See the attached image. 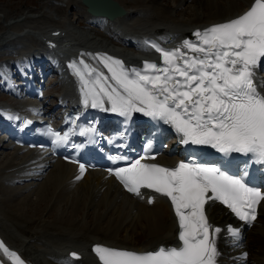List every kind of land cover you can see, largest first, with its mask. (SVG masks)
I'll use <instances>...</instances> for the list:
<instances>
[{
	"label": "bare ground",
	"instance_id": "1",
	"mask_svg": "<svg viewBox=\"0 0 264 264\" xmlns=\"http://www.w3.org/2000/svg\"><path fill=\"white\" fill-rule=\"evenodd\" d=\"M114 1L124 10V15L109 20L90 15L79 0H48V5L49 2H55L51 4L55 11H61L64 5L73 8L77 12V17L72 18L76 24L82 28L84 26L80 30L71 23H65L63 18L60 22L69 38L65 40L64 45L71 44V47L66 52L59 51L54 55L45 53L39 43H35L33 50H27L25 47V43H28L34 34L42 32V35H45L60 26L55 25L48 31L49 24H37V27L31 24L41 18L51 19L49 11L31 10L13 15L0 9V22L7 18L5 26L0 27V67L11 68L8 74L13 76L14 73L18 82L13 88L9 85L3 89L13 97L7 101L11 102L9 106L11 111H6L7 105L1 103L3 106L1 112L8 114L34 109L57 116V112L60 113L62 109L77 108V100L82 104L80 110L86 109L81 81L62 73L59 67L63 64L76 63L82 68L79 62L83 60L85 64L104 75H110L96 58L98 55L118 59L129 70L142 67L145 61L159 63L161 59H157L158 52L150 51H144L143 56H137L133 51L136 47L126 40L114 42L111 38L105 39L102 36L108 34L117 38L114 30L120 35L126 33L139 34L140 37L156 35L166 44L163 46L165 50H172L180 46L184 39L194 40L192 34L195 31L238 17L254 2V0ZM101 25L106 29L112 26L114 30L107 32L100 28ZM17 40L20 42L19 45L24 42V50L20 53L13 52ZM129 46L131 48L128 49ZM17 54H21L19 58L24 63L31 55L39 54L43 58V68L47 67L49 70L31 71L28 67L25 76L32 79L42 90L44 84L40 79L45 75L56 76L53 85L58 86V92L49 94L43 90L42 100L24 102L17 95L23 91L19 71L15 70ZM134 57L139 59L133 60ZM5 79L8 81L9 76L6 75ZM254 81L258 90L264 94V74L262 77L256 76ZM23 84L31 85L30 82ZM105 105L110 106L107 101ZM176 140L179 141L180 136L170 144ZM177 157L178 153L174 148L157 158L156 162L173 164ZM75 173L72 164L54 158L48 153L40 154L14 148L0 136V241L10 251L16 252L25 264H101L92 251L97 245L136 253L154 251L161 246L179 245L178 223L174 210L165 197L157 195L154 203L148 205L145 200L139 201L131 197L112 177L105 178L100 171H88L83 179L73 182L70 178ZM258 211L255 222L259 220L264 223V201L261 202ZM207 213L210 220L216 224L232 221L226 210L215 203L207 204ZM258 232V242L256 241V245L251 249L249 264H260V259L263 260L264 225L258 228ZM141 236H144L142 242ZM225 240L220 237L219 245L223 242L221 244L223 257L219 258V261L223 264H234L232 256L241 250L232 251L224 243ZM72 253H76L78 259L73 258ZM0 264L11 262L0 253Z\"/></svg>",
	"mask_w": 264,
	"mask_h": 264
},
{
	"label": "snow or ice",
	"instance_id": "2",
	"mask_svg": "<svg viewBox=\"0 0 264 264\" xmlns=\"http://www.w3.org/2000/svg\"><path fill=\"white\" fill-rule=\"evenodd\" d=\"M192 35L195 40L184 39L172 50L152 44L160 62L145 61L142 68L126 69L120 60L107 55L96 58L110 75L83 60L79 62L82 68L69 64L81 81L83 103L91 101L93 108L125 117L143 113L171 124L185 144L209 145L225 156L238 153L264 165V94L254 81L255 70L264 63V0H254L238 17ZM105 101L110 105L107 109ZM47 134L54 144L68 139V133L61 136L51 128ZM143 159L112 174L136 196L146 188L168 198L178 222L179 245L145 253L97 245L92 251L101 264H216L221 229L209 223L205 205L218 201L251 225L257 205L264 201V192L245 181L247 171L238 176L215 164L181 161L169 168L141 163ZM84 171L81 164L76 179ZM152 202L149 198L148 203ZM226 231L239 239V228L228 225ZM0 253L11 264H25L2 241ZM71 256L78 259L76 253Z\"/></svg>",
	"mask_w": 264,
	"mask_h": 264
},
{
	"label": "rangeland",
	"instance_id": "3",
	"mask_svg": "<svg viewBox=\"0 0 264 264\" xmlns=\"http://www.w3.org/2000/svg\"><path fill=\"white\" fill-rule=\"evenodd\" d=\"M62 1V0H60ZM46 3V4H45ZM55 4V2H49L50 5H48V0H0V9H4L5 11H7L10 14L13 15H18L22 12H26V11H49V13H51V19H47V18H41L38 19L37 21L31 23L33 24L35 27H37V24H52V25H62V23L60 22L63 18H67L68 20H72L71 18L74 17V19H76L77 17V12L71 8L70 6H63L61 8V11H55L51 4ZM78 8V7H77ZM74 19L72 21H74ZM7 20V18H6ZM6 20L2 19V21L0 22V27L5 26L6 24ZM5 21V22H4ZM41 21V22H40ZM75 22V21H74ZM76 25V22L74 23ZM1 59V58H0ZM3 59V57H2ZM13 59V58H12ZM56 76H48L44 82L46 83V85H48V82L50 84V86L53 84V82H55L56 80ZM58 88V87H55ZM55 88H50V90L48 91L49 94H54L55 93ZM262 225H264V223L262 221H257L255 226L252 229H249L250 231H248V235L247 238L245 240V245L246 248H248L250 250V255L252 254V247L256 245V241L259 237V232H258V228L262 227ZM143 237H140V242L143 241ZM258 242V241H257ZM263 260L260 259L259 263L262 264L264 261V254L262 255Z\"/></svg>",
	"mask_w": 264,
	"mask_h": 264
},
{
	"label": "water",
	"instance_id": "4",
	"mask_svg": "<svg viewBox=\"0 0 264 264\" xmlns=\"http://www.w3.org/2000/svg\"><path fill=\"white\" fill-rule=\"evenodd\" d=\"M87 11L95 16H104L113 19L124 15V10L114 0H80Z\"/></svg>",
	"mask_w": 264,
	"mask_h": 264
}]
</instances>
